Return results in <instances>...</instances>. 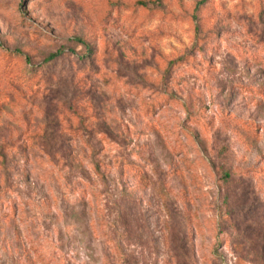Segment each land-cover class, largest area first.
I'll return each instance as SVG.
<instances>
[{
  "label": "rangeland",
  "instance_id": "1",
  "mask_svg": "<svg viewBox=\"0 0 264 264\" xmlns=\"http://www.w3.org/2000/svg\"><path fill=\"white\" fill-rule=\"evenodd\" d=\"M238 261L264 264V0H0V264Z\"/></svg>",
  "mask_w": 264,
  "mask_h": 264
},
{
  "label": "trees",
  "instance_id": "2",
  "mask_svg": "<svg viewBox=\"0 0 264 264\" xmlns=\"http://www.w3.org/2000/svg\"><path fill=\"white\" fill-rule=\"evenodd\" d=\"M61 53L58 54H53L51 56H49V58L47 59L48 62L54 61L56 59H58L60 57ZM264 262V261H263ZM238 264H240V262L238 261Z\"/></svg>",
  "mask_w": 264,
  "mask_h": 264
}]
</instances>
